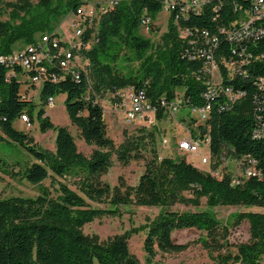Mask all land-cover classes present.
<instances>
[{"label": "trees", "instance_id": "trees-1", "mask_svg": "<svg viewBox=\"0 0 264 264\" xmlns=\"http://www.w3.org/2000/svg\"><path fill=\"white\" fill-rule=\"evenodd\" d=\"M82 4V0L57 4L53 0H41L36 5L29 0H0V16H10L7 21L0 19V56L12 54L17 43L25 46L36 43L39 33H52L58 18L75 12ZM161 11L162 0H121L101 15L95 36L90 35L93 28L82 36L84 45L91 39L94 41L90 48L82 47L78 51L88 61L86 70H81L80 79L76 80L70 75L63 76L56 64L49 65L39 93L40 109L34 99L22 97L27 73L18 67L15 76L8 78V68L0 62V140L19 144L38 160L25 171L28 181L41 184L51 178L59 185L57 197H52L44 185L35 198H2L0 194V264H140L130 253L127 234L102 243L96 236L83 232L86 224L104 215L116 214L115 207L132 202V191L133 201L142 206L165 207L179 202L199 206L201 198L205 197L209 207H264V140L252 136L256 124L252 99L255 90L249 84L243 86L247 95L231 109L220 110L216 100L205 121L189 119L191 124L197 125L190 129L193 135L210 138L208 170L199 169L184 158L165 157L151 161L139 184L129 193H112L109 185L99 182V176L110 165L109 154L102 150L112 149L114 144L106 135L104 109L98 96L135 88L145 89L157 106L161 98H180L181 109L206 102L202 96L205 84L194 74L198 63L182 56L186 41L179 35L178 28L192 25L211 28L222 20L213 22L205 13L181 19L176 24L170 16L162 43L155 44L140 33L141 23L144 16H149L152 28ZM226 50L229 45L223 43L221 52ZM123 55L136 62L137 68L121 72L117 63ZM221 70L226 77L225 85L240 86L237 80H227L226 69ZM255 74L264 75V68ZM61 93L67 96L65 104L72 124L77 126L87 144L97 148L89 159L78 151L70 131L56 127L46 115L44 107L49 98ZM25 112L32 122L37 117L41 132L56 130L55 152L39 148L33 137L14 127V122ZM156 118L172 117L160 107ZM179 119L186 120L185 117ZM134 142L131 144L135 145ZM130 149V146L121 148V160L126 161ZM244 155L258 160L263 178H244L240 184L233 185V170L227 162ZM210 169H219L220 175L215 176ZM68 175H81L75 183L80 193L57 180ZM105 197H111L113 208H93L87 201H100ZM166 208L146 226L144 249L149 259L158 251L184 250L187 246L175 243L172 235L186 228H198L206 233L201 241L211 250L226 247L219 239L221 228L228 234V225L222 226L209 209L179 212ZM237 217L238 222L245 219L249 222L250 238L237 246L236 254L226 252L212 256L215 264H264V213L244 212Z\"/></svg>", "mask_w": 264, "mask_h": 264}, {"label": "rangeland", "instance_id": "rangeland-1", "mask_svg": "<svg viewBox=\"0 0 264 264\" xmlns=\"http://www.w3.org/2000/svg\"><path fill=\"white\" fill-rule=\"evenodd\" d=\"M15 1V0H12ZM36 5L41 0H29ZM55 4L64 3L66 0H53ZM84 4H97L100 2H108L109 0H82ZM100 18V17H99ZM170 14L162 10L157 19L154 21L150 31H144L141 28L140 33L150 38L155 44L162 43V35L167 31L168 20ZM1 20H10L9 14L0 16ZM90 27H84L85 31L93 28L90 32L91 36H95L97 23ZM18 22V21H17ZM75 22L74 12H70L66 16H62L55 22V30L64 39H73L74 43H78L81 38L75 36L73 24ZM53 31V32H54ZM46 34V33H44ZM42 34H37L40 38ZM93 39L84 46L88 49L93 45ZM25 44L17 43L16 49L24 48ZM131 56V55H129ZM81 66L88 61L83 57ZM117 67L123 73H128L131 68H137L136 62H131L123 55L117 63ZM86 70V67H85ZM128 88L119 89L114 92H107L97 97L98 102L102 105L105 114L106 135L113 141L112 149H103L102 151L109 154L110 165L105 172L99 176V182L103 185H109L112 193L125 194L129 193L131 188H135L140 181L141 176L146 172L148 164L153 160H161L165 157L186 159L195 167L208 170L209 166L201 163V157L197 153H188L182 151L178 142L181 138L189 136V130L195 129L197 125L191 124L189 119L196 118L195 114L187 107L182 108L176 113L174 118L157 119L142 122H127L125 118L124 100L122 92ZM25 86H23V91ZM34 100L37 109L41 108L39 92L34 91ZM66 94H58L54 97L55 104L53 107L45 106L46 115L56 127H66L73 135L77 144L78 151L88 159L91 157L96 148L95 145H89L82 138L77 126L73 125L66 108ZM185 117V121L179 118ZM17 130L23 131L33 137L34 144L39 148L55 152L56 130L52 129L45 133L40 131L39 121L35 116L31 121V127L23 124L20 120L14 122ZM166 140V142H165ZM134 142L135 145L131 144ZM141 141L140 145L136 144ZM130 146L127 152V159H120L119 152L122 147ZM202 152L207 154V149L203 148ZM38 160L28 152L24 147L7 139L0 140V194L2 198L9 197H26L35 198L40 193L41 185L47 187L52 197L59 194V185L51 178H47L41 184H34L25 177L26 169ZM80 176L68 175L66 178H58L57 180L68 184L78 193L76 182ZM186 196H190L185 193ZM132 202L115 207L117 213L113 215H104L95 219L93 222L83 227V232L89 236H96L100 242L108 243L116 237L124 234L128 235V245L130 253L139 261L140 264H215L212 256L216 257L219 253L230 252L237 253V246L245 243L250 238V225L245 219L238 222L237 215L244 212H260L264 213V207H244V206H225L217 205L209 207L207 198L200 200L199 206L175 203L171 206H142L137 205L134 200V194H131ZM91 207L97 209H111V197H105L100 201H90ZM171 211L179 212H197L209 209L216 218L221 222L222 226L228 225V234L222 230L220 241L226 243V247L222 249L211 250L201 241L206 233L198 228H186L173 232V240L177 244L186 245L187 247L181 251L161 252L149 259L144 249L146 239V226L154 220L165 208ZM167 209V208H166ZM226 235V236H225ZM239 264V263H230Z\"/></svg>", "mask_w": 264, "mask_h": 264}, {"label": "built area", "instance_id": "built-area-1", "mask_svg": "<svg viewBox=\"0 0 264 264\" xmlns=\"http://www.w3.org/2000/svg\"><path fill=\"white\" fill-rule=\"evenodd\" d=\"M120 1L109 0L79 6L74 12L73 24L75 36L81 38L78 43H74L73 39H64L54 31L40 36L36 43L17 49L10 55L0 56V62L8 68V78L15 76L18 67L27 73L22 97L34 99V91L40 93L49 65L56 64L63 76L70 75L79 80L81 70H85L87 66L86 62L81 66L82 57L78 54L86 46L82 43L84 27L95 24L101 15ZM162 10L168 12L176 24L181 19L188 20L205 13L213 22L222 20L221 24L216 22L211 28L196 25L178 28L179 35L186 41L182 56L198 63L194 74L205 84L202 92L205 104L187 108L195 114L197 120L205 121L210 116L214 101L219 102L220 110H229L247 95L243 86L249 84L255 90L252 99L256 124L252 136L264 140V75L255 74L264 68V0H162ZM151 25L152 19L144 16L141 28L148 32ZM223 43L229 45L226 52H221ZM222 67L227 70V80H237L240 86L225 85L226 77ZM53 79L56 80L57 77L53 75ZM120 95L125 102L123 106L127 122L152 121L160 107L167 110L173 118L183 104L180 98H161L157 106L145 89L128 88ZM54 104V97L49 98L47 106L53 107ZM18 120L31 127V120L26 112ZM188 135L179 140V148L188 153L199 154L201 163L210 168V138L196 137L190 130ZM203 148L207 149V154L202 152ZM227 163L233 170V185L240 184L244 178H263L258 160L250 155ZM210 172L215 176L220 175L219 169H210Z\"/></svg>", "mask_w": 264, "mask_h": 264}]
</instances>
